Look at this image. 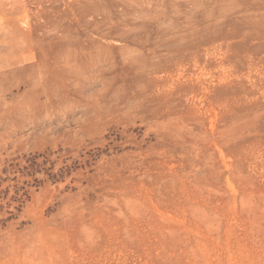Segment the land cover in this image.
Returning a JSON list of instances; mask_svg holds the SVG:
<instances>
[{"label": "rangeland", "instance_id": "rangeland-1", "mask_svg": "<svg viewBox=\"0 0 264 264\" xmlns=\"http://www.w3.org/2000/svg\"><path fill=\"white\" fill-rule=\"evenodd\" d=\"M0 264H264V0H0Z\"/></svg>", "mask_w": 264, "mask_h": 264}, {"label": "trees", "instance_id": "trees-1", "mask_svg": "<svg viewBox=\"0 0 264 264\" xmlns=\"http://www.w3.org/2000/svg\"><path fill=\"white\" fill-rule=\"evenodd\" d=\"M38 156H34L29 162L28 166L33 170L32 173H28V174H33V173H37L39 172L38 167V163H36Z\"/></svg>", "mask_w": 264, "mask_h": 264}]
</instances>
